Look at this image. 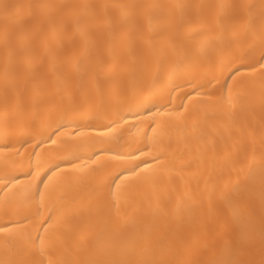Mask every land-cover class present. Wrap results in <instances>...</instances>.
<instances>
[{"label":"bare ground","instance_id":"6f19581e","mask_svg":"<svg viewBox=\"0 0 264 264\" xmlns=\"http://www.w3.org/2000/svg\"><path fill=\"white\" fill-rule=\"evenodd\" d=\"M261 65L264 0H0V264H264Z\"/></svg>","mask_w":264,"mask_h":264},{"label":"snow or ice","instance_id":"6c2138e0","mask_svg":"<svg viewBox=\"0 0 264 264\" xmlns=\"http://www.w3.org/2000/svg\"><path fill=\"white\" fill-rule=\"evenodd\" d=\"M261 67L264 68V65H261ZM53 135H55V133H54ZM49 139L51 140V137H49ZM51 142H52L53 144H55V140H51ZM145 163H146V162H145ZM138 167H139V165L133 167L132 169H130V170H128V171H130V172H135L136 169H137ZM123 174H124V173H121L120 176H122ZM120 176H117L116 179H117V180L120 179ZM13 179H15V178H13ZM113 183H115V180L113 181ZM4 231H6V226H0V232H4Z\"/></svg>","mask_w":264,"mask_h":264}]
</instances>
